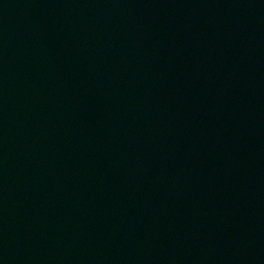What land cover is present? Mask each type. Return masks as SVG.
Returning <instances> with one entry per match:
<instances>
[{"label":"water","instance_id":"water-1","mask_svg":"<svg viewBox=\"0 0 264 264\" xmlns=\"http://www.w3.org/2000/svg\"><path fill=\"white\" fill-rule=\"evenodd\" d=\"M0 264H264V0H0Z\"/></svg>","mask_w":264,"mask_h":264}]
</instances>
